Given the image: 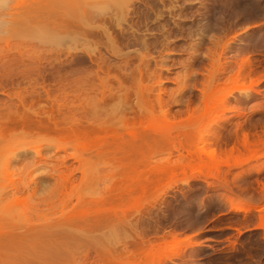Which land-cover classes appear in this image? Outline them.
I'll return each instance as SVG.
<instances>
[{"label": "rangeland", "instance_id": "374dc122", "mask_svg": "<svg viewBox=\"0 0 264 264\" xmlns=\"http://www.w3.org/2000/svg\"><path fill=\"white\" fill-rule=\"evenodd\" d=\"M1 1L0 125L17 122L0 133V171L13 157V180L33 185L0 193V264H264V0H127L93 23L71 0ZM80 14L115 49L102 29L62 39ZM131 131L141 151L114 152ZM60 201L62 223L38 210L34 228L21 222ZM171 233L195 245L145 256Z\"/></svg>", "mask_w": 264, "mask_h": 264}, {"label": "bare ground", "instance_id": "6f19581e", "mask_svg": "<svg viewBox=\"0 0 264 264\" xmlns=\"http://www.w3.org/2000/svg\"><path fill=\"white\" fill-rule=\"evenodd\" d=\"M5 1L7 2V4L10 2V0H9V2H8V0H3L1 2L5 5ZM32 1L37 2L38 0H32ZM67 1H69V0H67ZM69 2H71V6L77 8V10H81V11L83 10V7L85 5L88 6L91 9V10H88L89 12H87V13H90L89 15L91 16V23H93L95 19H100L101 20V17L105 16L106 11L109 10V7H113V8H116L117 10H121V11H123L124 9H127L129 7V2H127V0H71ZM80 8H82V9H80ZM86 19H88L86 15L80 14L74 20L63 19L62 21H60L58 26L61 29H64V35L62 36V39L74 41V42H77L80 45V44H85L86 42H89V38L90 37H97V36L102 35L103 34L102 31H103L104 32L103 35L108 38L107 42H108L109 46H108V44L106 46H108L109 48L112 47L113 49H115L114 41L111 38V34L105 28H103L102 26H99V25L95 26V25L89 23ZM121 20L122 19L117 21V26L118 27L121 26V24H120ZM80 24H83V25H80ZM101 29H102V31H100ZM100 33H102V34H100ZM56 39H58V38H56ZM227 45H228V43L225 42L224 46H223V49H222V54L227 49V47H228ZM80 50L88 53L89 55H92V54L96 53L95 49H89L88 47H82V48H80ZM118 52H117V54H118ZM222 54H220V55H222ZM217 61H218V65H219V70L217 72H219V73L226 72L227 69L223 66L224 64L221 63V60L217 59ZM239 65L240 66H239V68H238V70H237V72L235 74L234 79L232 78L233 82H235V83L239 82V77L241 75H243V73H245L246 71H248V70H250L252 68V62L248 58H242V61H241V63ZM96 71H97V69H96ZM96 77H98L97 74H96ZM103 85H104L103 87L107 86L106 83H104ZM105 89L106 88L102 89V91H103L102 96L105 95V91H104ZM219 97H221V98H219V101H221L222 105L226 104L225 102H227V100H228L227 99L228 98L227 94H224V95L219 96ZM10 119H8L6 122H4L2 125H0V133L3 131V128H7L10 124H13V123L17 122L16 119H15V121L10 120ZM129 136H130L131 139L129 138V140H127L126 142L124 141V142L120 143L119 145H117L118 147L116 146V149L114 150V152L115 151H122L123 152L125 149H128V150H126L125 153H127L129 150H130V152H135L136 151V153H137V151H141V149L143 148V144H142V142H137L138 138H139L138 134L136 132H134V131H131V132H129ZM200 143H202V144L207 143L206 137L203 138ZM244 143H245L246 147H249L250 141H249L247 136L245 137ZM37 155L40 157V153L39 152H37ZM14 156L17 159L20 155L18 154V155H14ZM14 161H15V159H13V157L12 158H8L7 160H5V162L3 163V166H2L3 168L0 171V193H2L1 196L11 194L12 197H16L18 194L25 193L26 190L32 189L33 183L31 182L32 183L31 184L30 180L25 182V184H24V186L22 188L18 184H16L15 180H13V178H12L13 176L12 175L14 173H12L11 167H12ZM29 169H30V167L25 165V167H23V170L20 171L21 173L20 172L19 173L20 174L23 173V175H24L27 172H29ZM138 177L140 178V175ZM138 177H136V178L139 179ZM55 180H56L57 189L59 191H61V190H65L66 186L71 182V177L70 176H66V175H60L59 178H55ZM20 181H22V180L20 179ZM154 181H155V177L153 179H151V182L149 181V183L152 184ZM144 182L145 181H143L142 177H141V180H138L137 183H135V185H132L131 187H129V189L131 191H127V193H131L132 190L141 192L145 188V183ZM139 192H137V193H139ZM230 203H231L230 204L231 205V209L236 211V212L248 213V212H250L252 210H256V211H260L261 210V208H258V207L256 208V207H254L252 205H249V204H241V203L234 204L232 202H230ZM65 209H66V205H65V203L63 201H60L58 205L56 204L55 206H52L50 208L48 207L47 209H45L46 211L45 210H41V208L39 209L37 207H31L30 205H27L20 212L19 216H20V219L22 221L21 220H19V221H21V222L24 221L23 223H26L25 226H27L28 223L32 224L34 218H33L31 213L36 212L38 210L40 212L39 213L40 215L38 214V216H42L44 219H47V216H49V214L50 215H56L59 212V213H61V216H63L62 219L60 220V222L61 221L63 222V220L67 219L65 217V215H64L65 214L64 213ZM57 221L54 222V223L55 224L56 223H60V222H57ZM60 224H57V225L60 226ZM33 225L34 224L29 225L30 229H32V227L34 228ZM167 237L168 238H166V240H164L162 242H159V243H157L155 245L151 244L152 246L150 245V248H148L145 251L146 252L145 256L147 258L153 257L157 252H161L163 250H166L168 248L169 243H172V242H176L177 244H181V243H183L185 241H188L189 242V246H194L195 245V244L190 243L189 238L188 239L179 238V235L177 233H171V234L167 235Z\"/></svg>", "mask_w": 264, "mask_h": 264}]
</instances>
